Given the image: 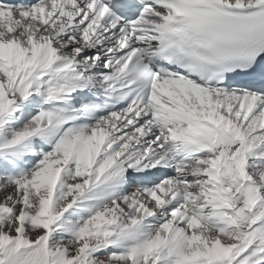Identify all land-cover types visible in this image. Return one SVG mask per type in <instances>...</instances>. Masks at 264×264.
<instances>
[{
    "label": "snow or ice",
    "instance_id": "snow-or-ice-1",
    "mask_svg": "<svg viewBox=\"0 0 264 264\" xmlns=\"http://www.w3.org/2000/svg\"><path fill=\"white\" fill-rule=\"evenodd\" d=\"M0 264H264V0H0Z\"/></svg>",
    "mask_w": 264,
    "mask_h": 264
}]
</instances>
